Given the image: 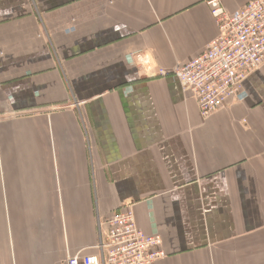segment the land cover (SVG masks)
<instances>
[{"label": "crops", "instance_id": "1", "mask_svg": "<svg viewBox=\"0 0 264 264\" xmlns=\"http://www.w3.org/2000/svg\"><path fill=\"white\" fill-rule=\"evenodd\" d=\"M207 2L0 0V264L98 254L118 211L161 236L155 264H264V63L208 117L158 74L218 36Z\"/></svg>", "mask_w": 264, "mask_h": 264}, {"label": "built area", "instance_id": "2", "mask_svg": "<svg viewBox=\"0 0 264 264\" xmlns=\"http://www.w3.org/2000/svg\"><path fill=\"white\" fill-rule=\"evenodd\" d=\"M207 4L218 36L192 60L158 70L193 93L203 117L241 97L245 79L264 63V0H250L234 13L221 0ZM100 235L98 254L70 256L67 264H155L166 256L161 236L140 229L132 211L115 212L100 223Z\"/></svg>", "mask_w": 264, "mask_h": 264}, {"label": "clouds", "instance_id": "3", "mask_svg": "<svg viewBox=\"0 0 264 264\" xmlns=\"http://www.w3.org/2000/svg\"><path fill=\"white\" fill-rule=\"evenodd\" d=\"M154 49L145 44L143 49L130 48L126 50V59H128L133 66H138V71L131 74L133 78H138L141 72L147 74L152 68L155 67V61L153 57Z\"/></svg>", "mask_w": 264, "mask_h": 264}]
</instances>
